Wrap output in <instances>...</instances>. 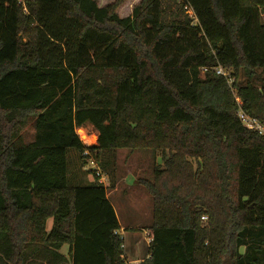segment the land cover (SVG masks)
Segmentation results:
<instances>
[{
    "label": "trees",
    "instance_id": "1",
    "mask_svg": "<svg viewBox=\"0 0 264 264\" xmlns=\"http://www.w3.org/2000/svg\"><path fill=\"white\" fill-rule=\"evenodd\" d=\"M122 1L0 0V264H124L118 150L162 165L139 264H264V0Z\"/></svg>",
    "mask_w": 264,
    "mask_h": 264
},
{
    "label": "rangeland",
    "instance_id": "2",
    "mask_svg": "<svg viewBox=\"0 0 264 264\" xmlns=\"http://www.w3.org/2000/svg\"><path fill=\"white\" fill-rule=\"evenodd\" d=\"M114 1L95 0L99 7ZM140 1L123 0L116 10L117 15L120 18L129 16L132 8ZM75 133L85 147L96 145L97 136L90 126H85L81 130L77 129ZM25 134L26 140H30L31 130L27 129ZM154 165L162 168L159 154H152V151L118 150L115 154L113 182L116 191L108 196V200L114 209L120 227L124 228L121 234L124 238V255L128 261L142 260L147 254V228L152 221V200L146 190L138 185V181H152ZM193 165L195 167L194 163ZM83 171H86L85 166ZM109 192L110 190H107V193ZM50 228L51 222L49 221L47 230ZM62 253L67 254L66 247L62 249Z\"/></svg>",
    "mask_w": 264,
    "mask_h": 264
},
{
    "label": "built area",
    "instance_id": "3",
    "mask_svg": "<svg viewBox=\"0 0 264 264\" xmlns=\"http://www.w3.org/2000/svg\"><path fill=\"white\" fill-rule=\"evenodd\" d=\"M23 0H19V2H22ZM206 70L202 69V73H204ZM215 74L219 77H221L223 80H225V82L227 83L228 86H230L232 84V78H231V74L229 70H225L222 69L221 67H216L214 69ZM236 100V104L238 105V109L236 112L237 118L240 121L241 125L244 126L247 130L249 131H253L256 132L259 136L264 137V127L258 123L255 119L249 117L248 115H246L239 107H240V101L235 98ZM86 155V153H85ZM85 170L90 172V175L97 178L98 179V184H100L101 186H103L104 188H107L109 185V180L107 178V176L102 173L101 169L99 168L98 164L90 159L86 166H85ZM108 184V185H107ZM204 218H202L203 220ZM114 234H117L120 236V239L122 241V245H121V249L123 251V261L124 264H139V262H132V261H128L127 258L124 255V238L121 234V230L119 231H115ZM147 246L150 243V238L148 237L147 234Z\"/></svg>",
    "mask_w": 264,
    "mask_h": 264
},
{
    "label": "crops",
    "instance_id": "4",
    "mask_svg": "<svg viewBox=\"0 0 264 264\" xmlns=\"http://www.w3.org/2000/svg\"><path fill=\"white\" fill-rule=\"evenodd\" d=\"M128 17V16H127ZM261 23L262 24H264V11L263 12H261ZM86 181L89 183V182H91L92 181V179H91V177L90 176H88L87 178H86ZM116 188L114 187L113 189H110V192L109 193H107V198H108V196L109 195H111L112 193H114L116 190H115ZM120 226V225H119ZM124 228L123 227H120V230H123ZM132 261H134V262H139V261H141V260H132Z\"/></svg>",
    "mask_w": 264,
    "mask_h": 264
},
{
    "label": "bare ground",
    "instance_id": "5",
    "mask_svg": "<svg viewBox=\"0 0 264 264\" xmlns=\"http://www.w3.org/2000/svg\"><path fill=\"white\" fill-rule=\"evenodd\" d=\"M80 130H81V128H80Z\"/></svg>",
    "mask_w": 264,
    "mask_h": 264
}]
</instances>
